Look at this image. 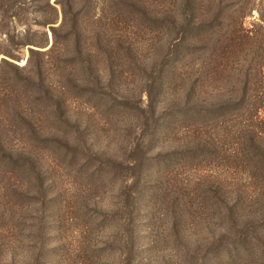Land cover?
Wrapping results in <instances>:
<instances>
[{
    "label": "rangeland",
    "instance_id": "obj_1",
    "mask_svg": "<svg viewBox=\"0 0 264 264\" xmlns=\"http://www.w3.org/2000/svg\"><path fill=\"white\" fill-rule=\"evenodd\" d=\"M0 120V264H264V0H0Z\"/></svg>",
    "mask_w": 264,
    "mask_h": 264
},
{
    "label": "trees",
    "instance_id": "obj_2",
    "mask_svg": "<svg viewBox=\"0 0 264 264\" xmlns=\"http://www.w3.org/2000/svg\"><path fill=\"white\" fill-rule=\"evenodd\" d=\"M57 1H59V0H57ZM63 14H65V11H64V10H63ZM30 52H34V50L30 49ZM1 62H3V63H7V64H9V65H11V66H13V67H15V68H18L16 65L12 64L11 62H8L7 60H5V59H3V58H2V60H1ZM0 122H1V120H0Z\"/></svg>",
    "mask_w": 264,
    "mask_h": 264
}]
</instances>
